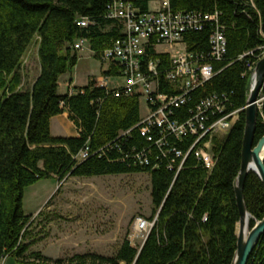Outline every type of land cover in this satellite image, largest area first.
I'll list each match as a JSON object with an SVG mask.
<instances>
[{"label": "trees", "instance_id": "1", "mask_svg": "<svg viewBox=\"0 0 264 264\" xmlns=\"http://www.w3.org/2000/svg\"><path fill=\"white\" fill-rule=\"evenodd\" d=\"M158 1L131 0L141 13L150 12L151 3L157 6ZM112 2L0 0V264L6 256L20 264H231L240 219L234 183L242 163L249 68L264 46V0H169L173 12H218L227 38L223 60L211 61L215 76L190 94L174 119H188L190 110L213 95L226 99L228 112L240 111L230 133L214 138V169L208 171L191 154L179 173L168 167L171 155L161 157L158 148L142 137L137 127L142 118L139 95L116 98L96 87L95 80L74 88L72 95L58 92L60 77L78 62V53L71 48L76 40L87 39L101 60L102 53L123 37L122 24L107 18ZM82 17L91 20L86 28L78 26ZM214 29L208 24L185 33L188 51L208 58ZM35 41L40 74L30 89H24L21 66ZM154 44L147 47L146 59H160L162 69H168L170 56L156 53ZM110 68L104 75L118 77L119 67ZM161 78L162 91L169 93L165 77ZM64 112L69 113L78 136H52L51 119ZM263 136L264 101L254 146ZM192 142L189 138L176 146L186 152ZM86 146L90 156L79 162L77 156ZM150 149L149 164H142L137 155ZM138 173L150 175V220L157 217L142 249L127 239L114 256L86 253L54 260L30 251L34 243L25 239L36 219L32 221L33 215L23 209L26 188L50 178L61 182L66 177ZM243 193L252 228L264 218V185L256 174L249 173ZM248 264H264V234Z\"/></svg>", "mask_w": 264, "mask_h": 264}, {"label": "built area", "instance_id": "2", "mask_svg": "<svg viewBox=\"0 0 264 264\" xmlns=\"http://www.w3.org/2000/svg\"><path fill=\"white\" fill-rule=\"evenodd\" d=\"M107 18L118 20L122 24L123 37L102 53L101 60L119 67V75L100 77L95 80V86L105 88L107 93L116 98L139 95L145 100L146 114L142 116L137 127L140 128L142 137L158 148L161 157L170 158L171 155L168 166L170 170L179 173L184 168L186 159L193 154L205 169L212 171L216 165L214 138H223L230 133L239 119L240 111L228 112L226 99L213 95L202 99L190 110L191 116L188 119L180 122L174 119V115L176 109L188 103L194 90L215 76L211 61H221L227 53V38L225 28L219 22V13L173 12L169 0H159L155 9L141 13L131 0H113L108 6ZM77 23L79 27L86 28L91 20L82 17ZM208 24H213L215 29L210 36L211 52L206 58L204 54L188 51L184 34L193 30L200 31ZM151 42L155 43L156 53L170 56L168 69H162L160 59H146L147 47ZM89 46V41L81 38L71 48L78 53ZM92 53L94 54L93 51ZM249 54L254 55V52ZM262 58L264 46L259 49L257 62ZM257 62L250 66L251 71ZM162 75L165 77L164 84L170 88L169 93L161 89ZM116 78L123 81L121 86L113 81ZM74 93L73 89L68 91L70 95ZM261 106L262 103L259 107ZM155 133L159 136L157 139ZM129 134L130 131L123 133ZM189 138L193 142L186 152L176 146V143H183ZM151 155L150 149L148 153L145 151L137 157L142 164H149ZM89 156V147L86 146L77 156V160L82 162ZM156 219L157 217L154 220L138 217L134 223L133 234L128 239L130 243L134 245V239L143 235L144 244ZM7 257H4L2 264Z\"/></svg>", "mask_w": 264, "mask_h": 264}, {"label": "rangeland", "instance_id": "3", "mask_svg": "<svg viewBox=\"0 0 264 264\" xmlns=\"http://www.w3.org/2000/svg\"><path fill=\"white\" fill-rule=\"evenodd\" d=\"M38 50L35 41L23 59L24 89H30L40 74ZM107 66V62L94 56L90 46L86 47L78 52L76 66L60 77L59 94L67 93L71 79L77 86L99 79ZM113 81L123 84L119 78ZM145 103L142 99V116L146 114ZM70 131L74 129L69 123L62 127V134ZM150 193L151 178L146 173L66 177L61 182L57 178L41 180L25 189L24 212L37 217L25 241L37 244L36 250L53 258L62 255L61 259H68L86 253L114 256L133 234L136 219L152 217ZM143 241V235H139L133 246L140 248ZM3 264L20 263L8 256Z\"/></svg>", "mask_w": 264, "mask_h": 264}, {"label": "water", "instance_id": "4", "mask_svg": "<svg viewBox=\"0 0 264 264\" xmlns=\"http://www.w3.org/2000/svg\"><path fill=\"white\" fill-rule=\"evenodd\" d=\"M263 86L264 58L259 60L251 71V78L247 85L248 98L244 109L246 126L243 139L242 163L234 183L240 219L237 223L236 231L237 249L231 264H248L254 249L264 234V218L256 221L254 227H250L252 215L247 209L243 193L247 176L251 172L256 174L264 185V136L254 146L258 112L261 108L259 105L264 101V97H261Z\"/></svg>", "mask_w": 264, "mask_h": 264}, {"label": "crops", "instance_id": "5", "mask_svg": "<svg viewBox=\"0 0 264 264\" xmlns=\"http://www.w3.org/2000/svg\"><path fill=\"white\" fill-rule=\"evenodd\" d=\"M152 5H154L153 7H152ZM155 7H156V5L155 4H152L151 3V9L153 10V9H155ZM95 56V55H94ZM102 61V60H101ZM102 62H104V61H102ZM106 63V62H105ZM108 63V62H107ZM111 67V65L108 63V66H107V69L104 71V72H106V71H108L109 69H111L110 68ZM103 72V73H104ZM103 76H105L104 74L101 76V77H103ZM97 79V78H96ZM88 85V84H87ZM86 85V86H87ZM81 87H85V86H77V85H75L74 84V82H73V80L71 79L70 80V83L68 84V86H67V88H68V90H67V93H68V91L69 90H71V89H74V88H81ZM66 93V94H67ZM61 95V94H60ZM143 98H141V100H142ZM140 100V101H141ZM141 103V102H140ZM69 123V125L70 126H72L73 127V129H74V131H70V132H68L67 134H62V127H64V126H66V124H68ZM54 132L56 133V134H54ZM51 134H52V136H55V137H75V136H77L78 135V133H77V128H76V126H75V124L70 120V118H69V113L68 112H64L63 114H60V115H58V116H55V117H53L52 119H51ZM27 215V214H26ZM28 215H33V219H32V221L33 220H35L36 218H35V214H28ZM28 242V241H27ZM36 246H37V244H33L32 246H31V248H30V251H40L42 254H43V251H41V250H36L37 248H36ZM43 255H45V254H43ZM45 256H47V255H45ZM10 257H13V256H10ZM47 257H49V256H47ZM63 256L61 255L60 257H57V258H53V257H49V258H52V259H54V260H56V259H61Z\"/></svg>", "mask_w": 264, "mask_h": 264}]
</instances>
